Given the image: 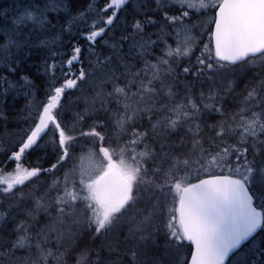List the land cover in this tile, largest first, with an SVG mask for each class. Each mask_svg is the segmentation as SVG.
<instances>
[{
  "label": "snow or ice",
  "instance_id": "1",
  "mask_svg": "<svg viewBox=\"0 0 264 264\" xmlns=\"http://www.w3.org/2000/svg\"><path fill=\"white\" fill-rule=\"evenodd\" d=\"M0 17V264H264V0Z\"/></svg>",
  "mask_w": 264,
  "mask_h": 264
},
{
  "label": "trees",
  "instance_id": "2",
  "mask_svg": "<svg viewBox=\"0 0 264 264\" xmlns=\"http://www.w3.org/2000/svg\"><path fill=\"white\" fill-rule=\"evenodd\" d=\"M15 2H18V0H0V9L8 8L11 5H13ZM2 22H3V17H0V23ZM107 90H111L110 87ZM88 91L89 90L86 88L85 94H87ZM73 95H79V93H74ZM69 99L71 100L72 97L70 96ZM26 103L27 101L24 100L23 98H17V100L12 101L11 97H9V103L6 107L0 104V109L4 111V116L7 117V126L5 125V121L2 118H0V133H3L4 131H13L18 127V123H17L18 118L15 115V113L23 109ZM79 107L80 108L84 107V101L82 99L79 101ZM22 114L23 113H21V115ZM34 159L35 158L33 157V160ZM97 243L99 244V241Z\"/></svg>",
  "mask_w": 264,
  "mask_h": 264
},
{
  "label": "rangeland",
  "instance_id": "3",
  "mask_svg": "<svg viewBox=\"0 0 264 264\" xmlns=\"http://www.w3.org/2000/svg\"><path fill=\"white\" fill-rule=\"evenodd\" d=\"M83 163L87 166V165L89 164V161H88L87 159H85V160L83 161Z\"/></svg>",
  "mask_w": 264,
  "mask_h": 264
}]
</instances>
